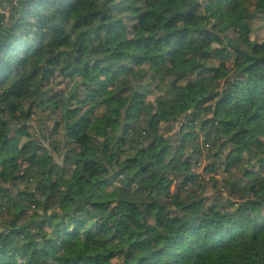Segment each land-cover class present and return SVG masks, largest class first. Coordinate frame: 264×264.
Segmentation results:
<instances>
[{
    "label": "trees",
    "instance_id": "trees-1",
    "mask_svg": "<svg viewBox=\"0 0 264 264\" xmlns=\"http://www.w3.org/2000/svg\"><path fill=\"white\" fill-rule=\"evenodd\" d=\"M255 17L264 0H0V264H264Z\"/></svg>",
    "mask_w": 264,
    "mask_h": 264
},
{
    "label": "rangeland",
    "instance_id": "rangeland-1",
    "mask_svg": "<svg viewBox=\"0 0 264 264\" xmlns=\"http://www.w3.org/2000/svg\"><path fill=\"white\" fill-rule=\"evenodd\" d=\"M251 25V29H252V33L250 35V40L252 42H256V43H262L264 42V18L263 19H259L257 17H255L253 20H251L250 22ZM231 36H235L234 33H231ZM215 46H219L218 43H215ZM239 61L233 57V59L231 60V62L229 63L230 67H235L236 65H238ZM173 77V72L171 74H169ZM171 76L169 78H171ZM174 80V79H172ZM171 80V81H172ZM55 85V84H53ZM158 96L157 93H154V95H150L146 98V106L149 110L150 113H157V102L158 99L156 98ZM39 118H42V116H36L35 121L32 122L30 125L33 127L31 129L32 135H34V132H38L40 130L39 125H37V120ZM18 123L20 122V120H16ZM16 126V125H15ZM46 126L51 128L54 126V119L52 120H48L46 122ZM155 127L157 130H160V132H162L163 130H165V128L167 127V125L163 124L162 122H156L155 123ZM62 132H60L61 134ZM44 135V131L41 132V136ZM40 136V137H41ZM43 152H40V155H42ZM211 161L204 159L202 161V164L199 166V168H197V172L202 174L205 179L206 182H208V184L206 185V190H205V195L206 196H212L215 195L216 192H214L213 184L215 182H217L218 180H220V175L219 172L217 170H212L210 169L208 166L210 165ZM71 170V168H69Z\"/></svg>",
    "mask_w": 264,
    "mask_h": 264
}]
</instances>
